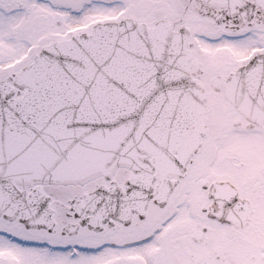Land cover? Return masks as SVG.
<instances>
[{
  "label": "snow or ice",
  "instance_id": "6c2138e0",
  "mask_svg": "<svg viewBox=\"0 0 264 264\" xmlns=\"http://www.w3.org/2000/svg\"><path fill=\"white\" fill-rule=\"evenodd\" d=\"M0 264H264V0H0Z\"/></svg>",
  "mask_w": 264,
  "mask_h": 264
}]
</instances>
